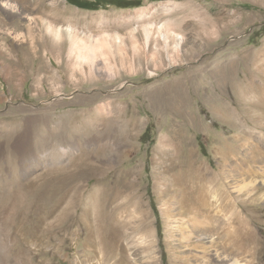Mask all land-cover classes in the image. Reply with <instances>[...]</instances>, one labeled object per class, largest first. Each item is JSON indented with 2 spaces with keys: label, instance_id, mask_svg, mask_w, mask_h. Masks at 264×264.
<instances>
[{
  "label": "rangeland",
  "instance_id": "obj_1",
  "mask_svg": "<svg viewBox=\"0 0 264 264\" xmlns=\"http://www.w3.org/2000/svg\"><path fill=\"white\" fill-rule=\"evenodd\" d=\"M46 24L72 32L82 51L90 48L93 70L87 63L73 68L69 40L61 34L56 41ZM145 26L153 36L147 48ZM176 34L184 38L171 60L162 38L173 43ZM109 44L113 56L105 64ZM100 105L125 113V134L134 117V137L112 162L136 179L113 198L116 227L137 240L148 216L158 264H173L162 203L174 200L183 182L196 193L198 173H216L221 182L229 173L224 185L236 198L237 240L247 219L257 240L245 245L246 255L264 261V200L233 189L249 166H264V0H139L94 9L65 0H0V264H86L89 242L74 234L85 225V206L91 216L100 212L99 190L85 167L72 164L93 145L77 133V120L65 142L57 137L71 115ZM67 176L78 180L63 185ZM247 201L252 208L242 210ZM65 217L74 221L68 230ZM146 257L140 251L134 259L144 264Z\"/></svg>",
  "mask_w": 264,
  "mask_h": 264
},
{
  "label": "bare ground",
  "instance_id": "obj_2",
  "mask_svg": "<svg viewBox=\"0 0 264 264\" xmlns=\"http://www.w3.org/2000/svg\"><path fill=\"white\" fill-rule=\"evenodd\" d=\"M1 6L9 9L11 12L15 10L14 5L8 2L2 1ZM137 12L138 15L139 13L142 15L145 12V8H139ZM46 25L47 32L56 41L61 40V34H64L69 40V55H72L75 59L73 68H81L80 64L87 63L90 65V71L93 70L91 65H93L94 58L92 59V57H95V54L90 51V48L82 51L77 43H75L76 37L72 32L58 30L50 24ZM168 28H170L169 25ZM143 29L145 35L144 46L147 48L153 36L149 26H145ZM174 36L175 44L173 46L174 42L171 43L172 36L167 35L162 38L163 53L171 60H173L174 55L170 53L175 51L178 54L180 51L179 47L184 38L178 34ZM133 41L135 42L134 48H138L137 39L134 38ZM112 46L109 44L106 47L108 49L104 50L107 52L106 54L110 55L105 59V64H111L109 59L113 56ZM114 71L111 67H108L106 70L107 76L110 78L114 77ZM160 92L163 91L160 90ZM118 110L115 108V112H112L105 110L100 105L99 108L92 111L75 113L66 119L65 128L58 134L57 142H65L68 132L74 134V128H78V126H71L72 122L77 120L80 122L79 128L76 129L77 133L82 131L84 136L81 134V138H84L85 142L90 143L91 146L93 145L89 152L80 149L79 152H84L78 154L77 160L79 161L72 165L85 167L90 172L89 177L96 178L95 185L99 190L97 201L100 202V212L95 210L93 216H91L90 209L88 206H85L81 213L85 225L81 234H78L79 231L74 234V239L83 237L87 238L89 242L86 244H88L90 248L88 250L91 254L85 260L86 264H138L134 256L140 251L147 253L144 264H158L154 251V230L148 216L141 218L139 224L142 232L138 234L137 240L136 238L132 240L122 229L118 228L119 226L116 227L114 212L118 209L119 204L114 205L113 198L119 200L122 194L134 188L136 184L134 172L124 173L119 168H116L115 165H112L113 160L121 152L122 142L127 139L131 140L134 137L131 131L134 117H131L125 124L128 127L125 134L124 129L123 132L120 125L122 120L125 119V113ZM60 150L64 153L67 149L61 147ZM91 158H94L96 163H93L90 160ZM247 169L244 171V174L248 176L243 177L238 184L233 186L234 192L246 195L247 200L249 198L264 200V191L258 193L260 189L258 183H264V166H258L257 168L249 166ZM197 177L196 183L200 187L196 193L192 189L195 186L183 182L178 185L179 191L176 192L177 196H171L175 201L167 198L162 203L163 212L166 216L165 227L172 248L170 251L172 252L173 264H250L253 260L254 262L251 264H264L262 255L259 256V254L254 259V254L252 258H248L246 255V252H251L250 248L247 249L245 245L253 240V238H257L254 229L248 226L247 219H245V225L241 229L242 235L239 241L237 240L238 232L234 212L236 198L232 196L224 185V182L228 181L232 177V174H224L222 178L223 182L216 177V173H211L210 171L198 173ZM74 180H78V177L67 176L62 184L70 185ZM190 186L191 188L189 189ZM250 204L252 202L249 203L247 201L240 204V207L242 210H246ZM173 205H176L175 207L178 212L173 209ZM252 206L250 207L252 208ZM260 217L261 214L252 217L254 219L251 222H255V219H259ZM66 218L64 221L62 220L63 230L70 229L74 222L72 220V222H69V219ZM133 247L136 248L130 254V250ZM243 247L244 249L242 250ZM238 251H243L244 253L242 252L243 254H241Z\"/></svg>",
  "mask_w": 264,
  "mask_h": 264
},
{
  "label": "trees",
  "instance_id": "obj_3",
  "mask_svg": "<svg viewBox=\"0 0 264 264\" xmlns=\"http://www.w3.org/2000/svg\"><path fill=\"white\" fill-rule=\"evenodd\" d=\"M69 4L80 8L94 9L98 6L113 5L116 7H132L139 4V0H65Z\"/></svg>",
  "mask_w": 264,
  "mask_h": 264
}]
</instances>
